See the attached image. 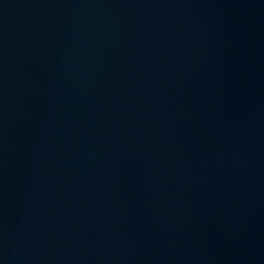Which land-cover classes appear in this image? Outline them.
<instances>
[{
	"label": "water",
	"instance_id": "water-1",
	"mask_svg": "<svg viewBox=\"0 0 264 264\" xmlns=\"http://www.w3.org/2000/svg\"><path fill=\"white\" fill-rule=\"evenodd\" d=\"M0 264H264V0H0Z\"/></svg>",
	"mask_w": 264,
	"mask_h": 264
}]
</instances>
